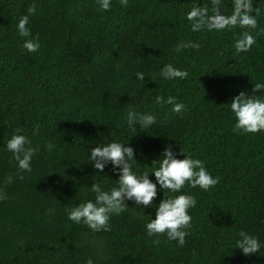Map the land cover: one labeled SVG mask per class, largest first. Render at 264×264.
Instances as JSON below:
<instances>
[{
  "label": "trees",
  "instance_id": "16d2710c",
  "mask_svg": "<svg viewBox=\"0 0 264 264\" xmlns=\"http://www.w3.org/2000/svg\"><path fill=\"white\" fill-rule=\"evenodd\" d=\"M111 3L102 11L97 0H0V194L7 197L0 200V264H264V131H234L230 108L241 92L264 98V90L252 91L264 83V34L257 35L264 0H253L261 8L251 33L257 43L241 53L235 49L240 28L191 30L187 13L207 5L211 14V0ZM32 4L35 53L23 47L27 38L17 27ZM220 10L231 15L233 0H222ZM188 42L199 49L176 51ZM168 64L188 77L163 78ZM157 96L174 97L184 112L173 113ZM129 111L155 115L157 122L133 131ZM14 134L39 148L30 173L7 150ZM111 142L133 147V171L148 172L153 183L159 166L153 161L168 146L178 159L188 154L203 161L220 182L180 193H164L157 183L153 206L126 201L128 210L111 216V231L93 232L69 220L68 210L95 200L94 183L105 191L118 186V169L109 163L101 173L90 160L91 148ZM180 194L197 201L183 247L146 230L165 196ZM241 231L258 238L260 252L245 256L236 248Z\"/></svg>",
  "mask_w": 264,
  "mask_h": 264
},
{
  "label": "clouds",
  "instance_id": "9594fccd",
  "mask_svg": "<svg viewBox=\"0 0 264 264\" xmlns=\"http://www.w3.org/2000/svg\"><path fill=\"white\" fill-rule=\"evenodd\" d=\"M102 11L111 9V0H97ZM129 0H120V3L127 7ZM222 0H211V14L209 7H193L187 13V20L191 24L193 32H199L207 29L208 31H231L236 28L242 29V34L235 43L237 53L248 52L253 45L257 43L256 36L251 33L258 29V17L261 14L260 7L253 6V0H233V10L231 15H225L221 12ZM28 15H24L18 22V31L21 37L27 38L23 47L31 52H38L40 43L38 35L32 38L31 30L28 27L29 16L36 13V5L32 4L27 9ZM264 34V29H260L257 35ZM197 43H181L176 47L180 52L183 48L199 49ZM189 73L186 70L174 68L171 64L165 65L161 70V76L172 80L176 78L185 79ZM136 77L144 81V73H137ZM264 90V83H255L253 93ZM156 102L160 104L167 103L172 105L171 111L181 115L185 110V105L177 103L174 97H169L166 101L162 96L156 97ZM232 113L236 118L234 131L241 134H256L264 131V98L257 95H248L241 92L230 103ZM156 117L152 114H138L135 111L127 113V123L133 131H137L136 124L140 125L142 130H146L156 123ZM22 129H17V133ZM38 133V130H37ZM31 140L22 134H14L7 142V150L13 153V158L18 162L19 169L23 172H31V162L39 151L38 147H31ZM53 144L49 142L47 148L53 149ZM90 160L95 169L104 172L105 167L111 163L114 169H118V186L111 188L110 191L102 190L100 184L94 183L91 191L95 193V200H88L80 203L78 206L68 210L69 220L76 224L83 223L93 232L111 231L110 219L112 215H120L128 210L126 201H134L137 207H151L158 195L157 183L160 188L171 193H180L186 186L208 191L219 184L220 178L213 177L206 169L203 161L193 159L186 154L184 159L176 158L172 146H168L162 158L153 161V164L159 163V166L153 171L157 183L149 179V173L144 172L138 175L133 171V165L137 164L135 159V150L133 147H126L119 142L103 144L90 150ZM182 153H185L182 150ZM23 179V176H20ZM12 177L8 178L11 183ZM5 194H0V200L6 199ZM197 201L194 196L180 194L176 196H165L156 209L155 219H151L146 224L148 236L166 235L170 241H177L180 247L185 246L186 237L190 234L192 228V216L190 210L195 208ZM53 211V210H49ZM240 239L236 241V248L241 249L245 256H252L260 252V242L257 237L248 234L245 231L239 233ZM159 244L160 240L153 241ZM87 264H93L92 259L87 260Z\"/></svg>",
  "mask_w": 264,
  "mask_h": 264
}]
</instances>
